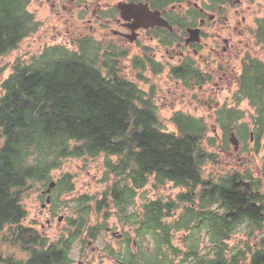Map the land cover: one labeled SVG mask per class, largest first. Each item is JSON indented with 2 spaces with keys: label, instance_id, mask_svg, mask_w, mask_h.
I'll return each instance as SVG.
<instances>
[{
  "label": "trees",
  "instance_id": "1",
  "mask_svg": "<svg viewBox=\"0 0 264 264\" xmlns=\"http://www.w3.org/2000/svg\"><path fill=\"white\" fill-rule=\"evenodd\" d=\"M30 2L0 0V59L11 58L0 96V264H77L75 247L82 257L88 253L108 230L111 210L129 230L117 251L103 243L113 264H264L260 182L241 172L204 173L216 158L202 145L206 121L173 111L167 121L173 130H166L158 88L145 79L149 88L142 91L137 80L118 75V58L88 37L72 39V49L44 45L27 61L14 56L41 27L27 10ZM254 22L253 36L264 49V17ZM135 67L132 62L130 69ZM246 68L232 100L247 101L253 121L241 124L243 113L225 108L215 119L224 136L234 131L250 141L252 135L258 151L264 141V64L249 58ZM170 75L169 82L188 87L206 81L199 74L184 80L177 69ZM214 142L209 140L210 148ZM95 159L101 160L105 190L72 198L63 231L54 239L44 236L36 221L29 222L33 194L55 180L56 191L72 194V174L56 172L64 162L85 167ZM168 188L178 190L174 198L162 196ZM51 204L56 216L59 205ZM240 226L242 240L232 244ZM181 232L185 238L176 244ZM145 242L151 243L149 253Z\"/></svg>",
  "mask_w": 264,
  "mask_h": 264
},
{
  "label": "rangeland",
  "instance_id": "2",
  "mask_svg": "<svg viewBox=\"0 0 264 264\" xmlns=\"http://www.w3.org/2000/svg\"><path fill=\"white\" fill-rule=\"evenodd\" d=\"M87 2L88 0H80L81 7L72 8L71 0H31L27 6V10L33 15L35 20L41 23V27L31 39L21 45V50L19 49L14 52V56L17 55L22 60L27 61L30 56L38 54L44 45L63 44L72 49L74 43L71 40L75 39V35L78 34H81L80 38L85 35V37L93 39L95 43H100L102 48H104L103 36H101L104 31L101 29L99 21L93 22L94 27L97 28V33L92 36L87 34L88 22L90 18L92 19L83 8ZM261 17H264V0H247V22H249L250 28L247 33L251 41V44H247V50H249L252 59H256L264 64V49L253 36L255 29L254 21ZM102 27L104 28L103 25ZM10 61V57L0 59V96L2 95L1 83L11 73ZM126 65V60L121 59V71H118V75L125 76L127 74L128 78H132L131 72H126ZM165 74L166 70L161 75L150 80L149 83L154 84L158 88L155 93V100L159 106L166 130H173L172 125L167 122L173 111L187 112L196 117H202L208 126L207 138L202 145L216 155L213 163H207L204 166V173L206 175L210 173L215 176H223L232 172H241L258 180L260 182L259 192L264 195V141H261V146L256 151L257 147L252 137L249 136L250 141L248 139L247 141H243L239 139L237 134L236 137L234 131L229 133L228 136H224L223 131L216 123L215 113L218 112L219 108L234 109L242 112V118L239 121L241 124L246 123L250 125L253 121L251 115L255 116V111L247 101L233 105L232 95L237 89L235 84H233L232 88L228 87L224 91L219 92L218 89L224 87L225 84L214 85V81H212L209 85L205 84L198 92L194 89H184V92H182V87L179 90L174 87V81L169 82L168 79L166 81ZM216 86H219V88ZM138 87L142 91H147L149 84L140 83ZM176 91L179 93H175ZM193 95H196L195 100L192 99ZM179 96H183L184 99H181ZM175 97H178L177 100L173 101L175 104L170 105L169 101L174 100ZM163 101H166L165 105ZM231 134H234L238 142L237 150L229 142ZM210 139L215 140V146L211 148L209 144ZM64 173L72 174L75 189L72 194L68 195L65 191H62L60 194L56 191L55 184V187L50 190V200L56 201L59 205L56 207V216H52L53 206L51 202L49 204L44 202L46 195H41V192L45 190L43 188L40 193L33 194L32 197H35V200L30 201L28 204L29 222L31 220L36 221L38 224L37 229L50 239H54L58 231L61 233L65 228L66 219L71 215L72 198H76L83 193L89 196H100L107 186L104 179V171L101 169L100 159L88 161L85 167H83L81 161L64 162L61 169L56 172V175L60 176V174ZM53 182L56 183V180ZM177 193V189L168 188L167 191L162 193V196L174 198ZM147 196L153 199V192L149 191ZM45 204L46 207L42 209V206ZM110 212L111 217L107 223L108 230L98 238L96 243L88 246V253L83 255V257L87 256V258H83L80 255L78 246L75 247L71 257L77 264H113V261L105 256L102 251L103 243H107L109 245L107 247H112L117 251L123 247L129 230L122 228L115 211L111 210ZM243 229L244 227L240 226L235 230V235L231 241L232 244L242 240ZM181 238H185V233H177L175 235V243H181ZM206 243L207 238L203 236L201 246L204 247ZM145 244L148 246V249L144 250V253H149L151 243L145 242ZM133 250L137 253L136 248L133 247Z\"/></svg>",
  "mask_w": 264,
  "mask_h": 264
},
{
  "label": "flooded vegetation",
  "instance_id": "3",
  "mask_svg": "<svg viewBox=\"0 0 264 264\" xmlns=\"http://www.w3.org/2000/svg\"><path fill=\"white\" fill-rule=\"evenodd\" d=\"M71 1L72 8L82 5L80 0ZM132 3L158 11L168 25L141 26L132 32L136 21L123 19L119 10V6ZM83 8L92 17L87 34L97 33L93 22L99 21L104 31L101 35L104 51L118 58L120 70L121 59L126 60V72H131L138 84L145 79L153 80L158 66L160 75L166 70V81L175 69L183 74L184 80L198 74L200 80H206L202 85L189 82L190 87L188 82L181 85L174 81L177 90L182 87V92L184 89L198 92L214 81V85L225 84L220 88L216 86L222 92L233 84L238 88L241 73L247 69V59L251 58L247 50V44H251L247 33L250 29L247 0H88ZM189 29L198 30L199 39L189 41ZM130 35L135 36L133 42L128 38ZM79 36L81 34L75 35ZM132 62L135 69H130ZM191 69H194L192 73ZM177 98L169 104L174 105Z\"/></svg>",
  "mask_w": 264,
  "mask_h": 264
},
{
  "label": "water",
  "instance_id": "4",
  "mask_svg": "<svg viewBox=\"0 0 264 264\" xmlns=\"http://www.w3.org/2000/svg\"><path fill=\"white\" fill-rule=\"evenodd\" d=\"M121 10V17L123 19H134L136 21L135 26L132 27V32L141 27V26H163V24L165 23L166 25H168V23L162 19L160 17V13L158 11H149L148 6L147 5H143V4H125L121 7H119ZM163 23V24H162ZM171 29V28H170ZM189 41H193L196 39H199L198 37V30H189ZM128 38L130 39V41H134L135 36L134 35H130L128 36ZM229 142L235 147V150H237V146H238V142L234 136V134H231V138L229 139ZM55 187V183L51 182L48 185V190L47 193L50 192L51 189H53ZM46 204L50 203V197L47 196L46 200H45ZM46 204L42 206V209H44L46 207Z\"/></svg>",
  "mask_w": 264,
  "mask_h": 264
},
{
  "label": "bare ground",
  "instance_id": "5",
  "mask_svg": "<svg viewBox=\"0 0 264 264\" xmlns=\"http://www.w3.org/2000/svg\"><path fill=\"white\" fill-rule=\"evenodd\" d=\"M47 190H48V186H47V188L45 189V190H43L41 193V195H47V196H49L50 197V199H51V195H50V192L49 193H47Z\"/></svg>",
  "mask_w": 264,
  "mask_h": 264
}]
</instances>
